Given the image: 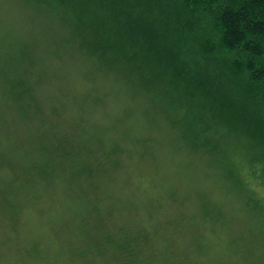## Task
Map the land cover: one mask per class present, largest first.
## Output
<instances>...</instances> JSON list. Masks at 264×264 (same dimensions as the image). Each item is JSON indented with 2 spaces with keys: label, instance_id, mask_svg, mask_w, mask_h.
<instances>
[{
  "label": "rangeland",
  "instance_id": "374dc122",
  "mask_svg": "<svg viewBox=\"0 0 264 264\" xmlns=\"http://www.w3.org/2000/svg\"><path fill=\"white\" fill-rule=\"evenodd\" d=\"M83 4L0 0V264H264V185L187 142L184 109L130 64H103Z\"/></svg>",
  "mask_w": 264,
  "mask_h": 264
},
{
  "label": "trees",
  "instance_id": "16d2710c",
  "mask_svg": "<svg viewBox=\"0 0 264 264\" xmlns=\"http://www.w3.org/2000/svg\"><path fill=\"white\" fill-rule=\"evenodd\" d=\"M82 6L91 15L78 32L103 64H130L128 72L157 86L171 109H184L180 132L187 142L204 156L217 154L228 176L241 164L248 179L264 185V0H86ZM57 144L55 152L66 156L68 145ZM228 148L246 157L236 162Z\"/></svg>",
  "mask_w": 264,
  "mask_h": 264
}]
</instances>
